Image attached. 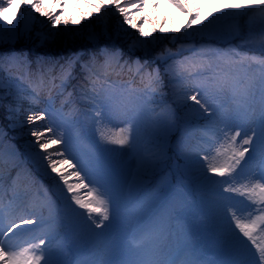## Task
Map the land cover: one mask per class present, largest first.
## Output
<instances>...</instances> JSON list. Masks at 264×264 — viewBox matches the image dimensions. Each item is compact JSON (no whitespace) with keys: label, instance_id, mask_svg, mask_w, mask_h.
<instances>
[{"label":"snow or ice","instance_id":"obj_1","mask_svg":"<svg viewBox=\"0 0 264 264\" xmlns=\"http://www.w3.org/2000/svg\"><path fill=\"white\" fill-rule=\"evenodd\" d=\"M169 3L187 17L184 25L170 31L190 40L212 29L221 20L238 21L248 16L251 10L258 11L262 22L259 41L261 55H241L231 50L217 54L222 60L216 63L203 58L186 60L183 62L184 79H179V73L172 65L166 69L177 81V85H183L178 88L177 94L189 115L204 117L207 114L210 123L215 124L217 110L228 112V106H231V115L221 119L223 126L218 128L215 141L218 145L215 150L217 155L222 148L226 154L230 152L225 163L209 162L208 154L197 156L190 163V167L195 169L192 175L202 187L213 193L220 204L224 254L228 259L207 261L197 256L187 241L180 244L175 252L166 251L163 242L172 233V221L180 218L176 205L182 194L178 189L165 184L148 197L133 196L130 188L125 192V184L120 179L119 163L125 155L123 150H136L141 117L145 111L153 110L150 106L155 103V95L162 85L159 69L148 72L146 64H140L137 59L134 75H140L141 81L146 82L143 88H134L131 81L120 83L109 80L108 69L113 62L119 64L118 51L112 53L105 50L102 53V64L95 56L91 57L88 63H81L89 81L88 99L91 108L87 119L90 123L63 114L62 109L55 108L54 100L49 96L47 107L39 113L28 115L27 122L34 124L43 120L47 113L51 123L42 130H32L31 136L45 153L43 158L47 161L46 168L51 169L62 182L57 199L63 197V209L83 222L87 229V242L94 245L96 241H103L111 246L116 243L117 236L124 234L129 252L127 259L84 260L78 264H178L181 257H185L182 264H264V242L258 241L254 235L258 229L264 230V225L260 223L264 220V0L230 2L207 16H202V6H194L192 0H169ZM14 5L17 11L25 7L33 22L37 19L32 15L33 12L46 17L53 28L60 25L63 18L67 30L69 18L63 15L62 3L56 4L61 9L57 14L51 3L45 7L44 0H21L20 3H16V0H0V20L8 25H12L16 19V12H13L12 19L7 17L8 9ZM143 6L144 0H129L128 3H122L121 0H98L94 5L97 14L106 8L118 12L123 18L121 28L123 24H129L138 28L142 36L151 37V33L144 31L142 22L139 26L133 22V9L138 12ZM72 23L79 24L80 19H73ZM167 31L161 29V32ZM236 35H240L239 26ZM178 38L173 37V42ZM150 42L145 39L139 41V44L147 45ZM182 50L195 52V44L190 49ZM166 51L167 55L158 58L167 60L177 55L171 49ZM221 62L225 67H221ZM77 63H80V54L60 65L61 79L58 87L61 90L73 77ZM252 65H257L261 70L258 80L249 75L248 69ZM40 82L43 83L42 74ZM0 87H3L2 80ZM33 92V102H38L39 93L35 88ZM257 92L260 111L253 127L248 120L251 106L257 102ZM115 119H122L125 123L119 133H112L107 128V124ZM74 139L86 149L90 159L77 160L79 169L69 172L68 168L76 166L65 157V152L76 159L72 151ZM57 145L64 147L51 151ZM146 151L150 149L145 148L138 154L144 170L150 171L157 166V156L160 154L145 156ZM53 156L59 159H53ZM60 165H68V168L62 170ZM70 177H74L75 181L70 182ZM241 181L247 182L241 183L240 187L233 186ZM237 196L244 199L237 200ZM240 204L247 206L238 208ZM2 211L0 209V264H71L60 258L62 251L59 248H53L59 234L55 229L46 227L48 221L41 215L30 214L20 218L19 223L11 222L5 227ZM256 213L259 214L253 218ZM22 232L30 233V236L23 245L14 244L13 238Z\"/></svg>","mask_w":264,"mask_h":264},{"label":"rangeland","instance_id":"obj_2","mask_svg":"<svg viewBox=\"0 0 264 264\" xmlns=\"http://www.w3.org/2000/svg\"><path fill=\"white\" fill-rule=\"evenodd\" d=\"M194 1L195 6H202L201 12L206 11L209 8H214L229 3V0ZM57 2L64 5L62 9L63 15L64 17L69 18L67 30L65 29L63 18L61 24L56 28H53L51 23H49L47 26H44L47 18L41 16L39 13H32V15L37 18L34 22L30 19L29 13L24 17V30H26V28H34L36 23L42 24L45 29L42 33L43 40L48 43V45L58 44V42H61L63 40L62 38L67 34L82 33L83 30L86 29L87 25L90 24L88 23L90 18L98 15L95 12L94 7V5L98 3L96 0H44L45 7L51 3L52 7L55 8L56 13L59 14L61 9L56 7ZM121 2L128 3L129 0H121ZM109 9L112 13L116 12L114 9ZM133 12L136 13L137 18H140L139 25L142 22L144 31L148 33H150V21H159L162 14L160 5H154L153 3H149L147 0H144V6L140 11L136 12L133 9ZM88 13L92 14L88 15ZM12 14V11L7 12V17L10 18ZM73 19H80V23L73 24ZM186 19L187 17L185 15L178 14L173 20L174 28L184 25ZM250 20L251 26H249ZM238 26L240 30L239 36L236 35L237 26H229L223 23H218L212 29L197 34L191 40L182 34L170 31L171 29L163 25L157 26L156 34H158L159 38L164 42V44L168 43V38L171 42H173V37H179L175 40V42H185L184 40H187V43H180L179 46L177 45L178 49L176 52L172 51L173 53H177L175 57L167 59L169 64L172 65L179 73V79H184L185 74L183 72V62L186 60H198L203 58L216 63L222 60V57H218L217 54H224L231 50H235L241 55H244L246 54L243 52L244 48L246 50L250 48L252 50H260L259 41L262 22L258 11L249 18L246 24ZM126 28L129 29L132 27L131 25L126 24ZM162 28L169 31L166 33L161 32ZM136 30L138 31L139 40H151L149 37L142 36L138 28H136ZM94 41L95 40L91 38L86 44L82 45L83 47H87ZM82 42L83 41L80 43ZM112 43V46H115V44L122 45V43L118 42L116 39H113ZM193 43L195 44V52L182 50L190 49ZM154 49L155 46L153 47L151 42L147 45H142V52H144V56L149 55V58L152 60L154 59ZM109 52L115 53L114 51ZM165 55H167V52ZM137 59V57L132 58V64L134 67L136 66L135 62ZM113 64L115 65L116 63L113 62ZM221 67H225L222 62ZM248 71L250 77L257 80L259 79L261 70L257 65H252ZM110 76L111 73L109 74V77ZM109 80L112 81L111 78ZM115 81L123 83L122 81ZM182 86L183 85H177V81L171 85L176 102H179L180 97L178 100L175 93L178 91V88ZM256 99L257 102L251 106L248 120V123L253 127L255 126L260 111L258 92ZM47 101L48 98H43L40 101L41 111L47 107ZM213 103H215V101H213ZM228 107V112H225L222 109L217 110L218 115L215 118V124L210 123V118L207 117V114H205L204 117L189 115L187 113V109L184 107H181L182 115L178 116L175 106L171 103L166 104L165 107L159 111H154V109L151 107L153 110L145 111L141 117L136 150H130L128 148L123 150L125 155L119 163V169L120 179L125 184V192L128 190L129 179L132 171L137 165L141 164L140 155L138 152L144 151L146 145H148V143L153 139V141L158 146H149L150 151H146L144 154L145 156L152 155L154 153L160 154L157 156L158 163L154 169L157 171V173L161 174V176L155 188L144 191L138 195L141 197H148L165 184L170 185L173 189H178L182 194L176 205L178 211L180 212V218L178 220L172 221V233L169 235L168 239L163 242L165 250L169 245L173 244L175 241L177 242L180 237L185 236L190 246L195 249L197 256H200L210 262L223 261L229 258L224 254L220 204L217 202V198L211 191L200 185L195 176L192 175L195 169L190 167L192 159L197 156L203 157L205 154L209 155V162L211 163L221 165L225 163L227 155L230 154V152L226 154L224 148H222L220 150V154L217 155L215 150L218 145L215 143V141L218 138V128L223 126L221 119L225 116L231 115V106L229 105ZM55 108L62 109L63 114L69 116L72 112H77L75 105H73L69 111L56 105ZM89 112L90 110L82 116L79 113V119L82 122L90 123V121L87 119V114H89ZM45 120L48 126L51 121L48 120L47 113L45 114ZM123 127H125V123L122 119H115L111 123L107 124V128L112 133H119L120 129ZM179 128H181V133L178 141L176 142V150L185 156L186 161L180 164L179 167H175L178 174L176 178H174L165 174L166 162L169 158L168 149L171 147L173 137ZM197 131H199V133H196ZM63 147V145H57L54 146L51 151H58ZM226 147L227 145H225V148ZM23 151L25 154L26 163L33 164L39 173H45L49 170L46 168L47 161L43 158L45 153H43L42 150L38 149L33 151L28 148H24ZM72 151L76 154V159H73V157L69 155L68 152H65V157L76 166L75 168H68V165H65L69 172L79 169L77 160L87 161L90 159L86 149L83 148L81 144L75 139L73 140ZM20 158L21 153L19 152L18 148L11 141L5 139L2 132L0 131V162H2L1 164L5 166V170L18 166L19 172L22 169L23 164H25ZM53 159L59 158L53 156ZM61 166L64 168V165ZM2 168L3 167L0 166V175L3 171ZM22 173H25V170ZM181 174H183V176ZM185 177L188 178L186 179ZM7 178L8 177H5V182L3 184L2 191L0 192V209L3 210L2 220L5 227L11 222L19 223L20 220L16 221L13 218L18 216L17 214L22 211L24 206H29L30 202H32V204L29 206L30 214L41 215L46 221H48L46 227L55 229L58 232L59 239L53 244V248H59L62 251V256L60 257L61 259L70 261L71 264H78V262L84 260L110 259L113 261H120L129 257V252L125 246L123 238V233L115 238L116 243L111 246L106 245L103 241H96L94 245L90 242H87L88 234L83 222L78 217L71 216L66 212V210L63 209V197H61L60 200L57 199V196H59L62 189V182L59 181V179L58 183L39 184L31 196L22 198L17 203L12 204V201L10 202V198L13 194L17 193V188H13L11 185V180ZM217 178L219 179V177ZM225 179H227V177H225ZM74 181L75 178L70 177V182ZM246 182L247 181H241L234 184L233 186L240 187L241 183ZM63 191L66 192V189H63ZM84 191L86 192L87 189ZM132 194L135 196L134 193ZM236 199L243 200L244 198L237 196ZM246 206L247 205L245 204H240L238 205V208H243ZM258 214L259 213L254 214L253 218H255V215ZM260 223L264 225V220L260 221ZM22 233L28 234L27 232ZM254 235L257 236L258 241L264 242V230L258 229ZM68 247H70L69 249L74 257L65 255L63 253L64 248Z\"/></svg>","mask_w":264,"mask_h":264},{"label":"trees","instance_id":"obj_3","mask_svg":"<svg viewBox=\"0 0 264 264\" xmlns=\"http://www.w3.org/2000/svg\"><path fill=\"white\" fill-rule=\"evenodd\" d=\"M147 1L154 5H160L162 13L159 21L149 20V29L151 33V37L149 38L151 39L150 41L153 44V47L155 46L157 48L162 43V40L159 38L158 34H156L157 26L163 25L169 29H173V20L180 12L177 13L178 11L176 9L173 10L168 8L169 6L167 5L170 3L165 0ZM241 1V3L244 2V0ZM20 2L21 0H16V3ZM96 2H98V0H96ZM192 2L195 6V1L192 0ZM249 2H251V0H249ZM223 6L212 9L209 8L202 12V16H207L208 13L215 12L216 9H221ZM9 11H12V13L16 12L17 15L12 25H8L5 21L0 20V26H2L0 27V80L3 81V87H0V127L11 130L10 133H12V138L16 139L18 143L28 144L30 147L33 146L34 148H39L38 144L35 143V138L31 136V131L37 128L42 130L45 124L42 120L34 124H29L27 122V116L30 114H36L37 111L34 104L26 96L25 92L20 91V84L18 81L13 78L9 70L3 65L12 53H15L16 57L28 58L27 63L33 68L39 64H42L47 68L48 64L54 61L63 65L65 64V60L68 61L77 54H80L81 62L85 59L83 58L85 49L82 44H86L91 38H93L95 41L87 46L88 49H86V51L92 50V48L89 47L95 46L98 42L112 41L113 39H116L123 44L124 56L126 55V52L129 54L136 53L138 56L144 55V52H142V45L139 44V41L141 40H139L136 28L132 27L128 29L126 28V24H123L121 28L123 18L118 12L112 13L109 11V8H106L101 14L90 18L88 22L90 24L87 25L82 33L67 34L62 38L63 40L61 42L54 45H48V43L43 40L42 33L45 29L41 23H36L34 28H30L31 31L23 29L25 23L24 17L28 14L25 7H21L17 11L14 5L12 8L8 9V12ZM12 15L8 19H12ZM244 17L245 16L240 19H243ZM139 20L140 18H137L136 13L134 12L133 22L139 25ZM47 25H49L48 21L45 22L44 26ZM152 37H155V39H152ZM81 41L83 42L80 43ZM98 54L99 53L96 55L98 56ZM20 60L21 59L18 61ZM80 68L81 64L77 63L73 70V77L69 79L66 86L59 94V101L75 99V97L79 95V89L84 86L85 81L87 80V76L84 71L80 72ZM124 72L129 73L127 78L132 81L133 78L129 76L131 75V71L128 72V70H125ZM39 84L41 85V82ZM71 91L73 92L72 96L69 94ZM80 97H77L76 99ZM81 100L83 103L82 105L85 106V108L91 105L88 103V97H81ZM16 107H18L17 111L15 110ZM8 116H10L9 119ZM17 122H19L20 126L16 125ZM143 173H141V175L136 173L133 180L138 184H144L154 175L153 171H144Z\"/></svg>","mask_w":264,"mask_h":264},{"label":"bare ground","instance_id":"obj_4","mask_svg":"<svg viewBox=\"0 0 264 264\" xmlns=\"http://www.w3.org/2000/svg\"><path fill=\"white\" fill-rule=\"evenodd\" d=\"M20 216H26L27 217V216H29V214H28V212H24L23 213V211H22V214H19V216L16 218V221H19L20 218H22ZM29 236H30V233L29 234L21 233L20 235H18V236H16V237L13 238V243L14 244H17V245H23L24 242L28 239ZM185 241H187V238L185 236L180 237L177 240V242L175 241L173 244L169 245L168 248L166 249V251H168L170 253L171 252H175L176 249H177V247L180 244H182L183 242H185ZM64 254L65 255H70L71 257H74L72 255V252L70 250H68V249L64 251ZM184 259H185V257H181L180 258V261H178V264H182V262H183Z\"/></svg>","mask_w":264,"mask_h":264}]
</instances>
